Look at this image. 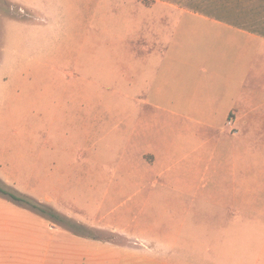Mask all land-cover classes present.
Instances as JSON below:
<instances>
[{"label":"rangeland","instance_id":"rangeland-1","mask_svg":"<svg viewBox=\"0 0 264 264\" xmlns=\"http://www.w3.org/2000/svg\"><path fill=\"white\" fill-rule=\"evenodd\" d=\"M235 1L0 0V93H22L24 108L18 115L19 124L0 141V187L52 207L92 230L87 237L96 240L78 236L69 243L72 252L88 250L84 248L90 244L88 240L99 244L102 249L98 251L142 252L148 244L141 239L146 233L158 231L144 227L146 221L159 220L162 212H172L170 220L175 218L178 225L169 229L171 234L185 235L198 229L200 242L193 243L194 250L221 255L222 220L255 218L260 209L264 210V201L258 206L255 195L242 196L241 207L232 208L224 216L222 203L226 198L219 191L204 195V202L212 205L209 210L207 206L191 210L189 196H183L176 200V211L165 212L157 204L168 206L175 200L154 195L150 209L144 211L138 207L149 197L128 193L133 188V173L124 155L125 136L117 125L102 126L96 117L103 111L108 120L115 116V123L125 121L126 110L133 105L122 94L133 72L140 77L143 72L142 64L130 65L147 57L146 46L151 39L158 42V36L150 35L147 29L157 22L151 18L155 12L177 17L165 28L207 33L211 29L208 23L182 18L181 11L213 13L230 21L243 15L241 11H229ZM257 6V2L251 5ZM244 17L243 23L264 31V12ZM209 52L205 45L189 44L179 51L178 58L188 61ZM247 142L250 145L246 147L229 143L223 151L227 158L241 159L236 164L228 163L227 170L234 171L236 165L246 174L244 179L233 181L224 174L227 180L215 178L204 183L216 190L238 185L264 187V146ZM0 218L21 225L23 259L13 260L17 264H31V256L40 254L39 249L48 246L53 234L56 238L77 236L69 226L17 205L2 193ZM192 218L199 219L198 227L185 225ZM205 221L214 223L207 226ZM231 230L235 233L237 229ZM206 234L216 241L207 243ZM189 245L184 242L183 248ZM61 249L62 243L55 242L54 250Z\"/></svg>","mask_w":264,"mask_h":264},{"label":"crops","instance_id":"crops-1","mask_svg":"<svg viewBox=\"0 0 264 264\" xmlns=\"http://www.w3.org/2000/svg\"><path fill=\"white\" fill-rule=\"evenodd\" d=\"M181 13L182 18L208 23L211 29L200 33L197 29L165 28L169 20L177 17L155 12L151 18L157 22L147 29L150 35L158 36V42L151 39L152 43L146 46L147 57L130 65L142 64L143 72L141 77L133 72L127 91L122 94L133 105L126 110L125 121L117 124L115 116L108 120L101 111L96 122L102 126L117 125L126 138L124 155L133 173V190L128 193L149 197L138 208L150 209L151 197L156 195L175 200L168 206L157 204L165 212L176 211V200L183 196H189L191 210L206 206L209 210L212 205L204 202V195L217 191L226 198L222 203L224 216L232 208L241 207L242 196L255 195L259 206L264 201V187L238 185L216 190L204 181L227 180L224 174L233 181L246 177L236 165L234 171L227 170L228 163L241 161L227 158L223 151L229 143L246 147L251 140L264 146V35L223 21L213 13ZM189 44L205 45L210 52L199 53L196 59L180 60L179 51ZM22 99L19 92L0 93V141L21 121L18 115L24 109ZM170 216L174 214L162 212L159 220L146 221L144 227L158 231L146 233L141 239L148 244L142 252L98 251L102 249L99 244L89 240L86 243L90 244L84 247L88 250L72 252L69 243L78 236L56 238L53 234L47 240L48 246L31 256V264H264L263 209L255 218L222 220L221 255L212 250H194L193 243L200 242L198 229L185 235L171 234L169 229L178 224ZM185 222L191 228L200 224L198 218ZM205 222L207 226L214 223ZM20 227L14 220L0 218V264H8V260L17 264L13 260L23 259ZM231 228L237 229L235 233ZM204 239L207 243L216 241L208 234ZM55 242L62 243L61 250H54ZM184 242L191 245L183 248Z\"/></svg>","mask_w":264,"mask_h":264},{"label":"trees","instance_id":"trees-1","mask_svg":"<svg viewBox=\"0 0 264 264\" xmlns=\"http://www.w3.org/2000/svg\"><path fill=\"white\" fill-rule=\"evenodd\" d=\"M254 2H257V4H258L257 7H251V5ZM245 3H247V6H244ZM233 5H235V7L233 8V10L230 9L229 11H231V12L241 11V12H243L242 13L243 15L242 16L237 15L238 17L230 20V22L234 23V25H236V26L243 27V28L248 29L252 32L262 33L264 35L263 29H260V28L255 27V26L250 27L247 25V23L242 22L243 18H245L244 17L245 14L250 16V15H255L256 13L264 12V0H237V1H235V4H233ZM220 19L225 20L223 17H220ZM239 20H241V23L237 22ZM254 23L256 24V21H254ZM0 193L9 196L18 205L24 206L25 208H28V209L33 210L35 212H38L48 219H55V220L60 221V223L69 226L72 229V231L74 232V234L77 236L87 237V236L92 234V230H90L89 228H87L86 226H84L82 224L71 221L69 218L58 214L52 207L42 206L41 204H39L37 202H33V201L29 200L25 196H18V195H15L13 193L7 192L2 187H0ZM87 238H91V237H87ZM91 239L96 240V238H91Z\"/></svg>","mask_w":264,"mask_h":264}]
</instances>
